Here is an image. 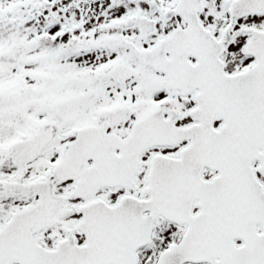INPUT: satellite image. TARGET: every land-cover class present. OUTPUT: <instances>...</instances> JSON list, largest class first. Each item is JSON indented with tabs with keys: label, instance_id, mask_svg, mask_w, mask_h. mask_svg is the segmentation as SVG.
Masks as SVG:
<instances>
[{
	"label": "snow or ice",
	"instance_id": "snow-or-ice-1",
	"mask_svg": "<svg viewBox=\"0 0 264 264\" xmlns=\"http://www.w3.org/2000/svg\"><path fill=\"white\" fill-rule=\"evenodd\" d=\"M0 264H264V0H0Z\"/></svg>",
	"mask_w": 264,
	"mask_h": 264
}]
</instances>
